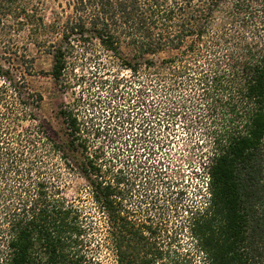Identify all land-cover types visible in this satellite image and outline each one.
<instances>
[{
  "label": "trees",
  "instance_id": "obj_1",
  "mask_svg": "<svg viewBox=\"0 0 264 264\" xmlns=\"http://www.w3.org/2000/svg\"><path fill=\"white\" fill-rule=\"evenodd\" d=\"M49 1L58 11L47 23L40 0H0V45L26 30L48 43L58 82L76 46H97L145 86L131 83L125 106L111 88L106 122L63 107L67 132L55 140L30 112L41 96L27 92L19 66L0 64V264H101L59 181L76 152L116 264H264V0ZM177 123L201 130L208 147L185 156L190 182L168 149ZM159 183L164 204L184 209L187 249L180 232L171 251L139 219L138 200Z\"/></svg>",
  "mask_w": 264,
  "mask_h": 264
},
{
  "label": "rangeland",
  "instance_id": "obj_2",
  "mask_svg": "<svg viewBox=\"0 0 264 264\" xmlns=\"http://www.w3.org/2000/svg\"><path fill=\"white\" fill-rule=\"evenodd\" d=\"M40 4L39 13L48 23V16L54 10L58 11L57 2L40 0ZM28 35L27 30L21 31L14 38L16 39L14 46L5 47L0 45V64L19 66L20 71L17 73V77L23 76L28 89L27 92L33 96H41L38 110L35 111L31 107L30 112H34L36 118L46 125L47 130L50 131L55 140L62 138L67 132L63 118L59 115V111L63 107L80 110L81 113L79 114L81 116L98 112V117H101L103 111L106 110L105 113L109 110L111 111V105H108L111 88H118L116 97L111 99V101L120 106H125L128 88L133 86V83L136 87H139V84H144L145 80H135L131 72L122 69L115 59L97 46H76L61 80L59 82L55 81L50 75L52 60L50 55H48V43L34 45L28 39ZM37 38L38 42H41L45 40L46 36L40 33ZM23 70H25L24 74L22 73ZM3 85L4 82L0 79V87ZM157 92L161 96H165L162 99L164 105L168 103V100L173 102L172 94L168 95L164 91ZM176 100H178L177 97ZM29 102L31 103V98H29ZM91 109L94 111H90ZM107 118L106 116L104 119L106 120ZM207 119V123L212 120L208 117ZM101 122L106 121L101 117ZM28 124H30L29 121H22V126H27ZM182 126L179 123L174 126L176 138L168 149L170 150V155H172V160L177 161L182 166L187 176L186 179L190 182L192 168H187L185 156L188 155L189 149L194 144L205 146L203 147L205 151L208 150V147L203 143L204 138L201 130L191 129L186 132ZM110 150L107 149V153L110 152L109 154H111L112 151ZM69 155L71 168H64L62 165L61 167L58 166L57 169L60 173L59 181L63 187L64 196L68 202L78 206L86 216V222L90 226L87 236L88 246L94 259H98L101 264H116L114 252L105 246L106 243L104 242L105 217L92 202L90 181L79 171L81 157L78 152H76V155L74 153H69ZM53 159L52 164H56L55 157ZM161 184L159 183V186L157 185V188H155L158 192L155 193L153 190V193L146 197L145 203L141 204L142 200H138V204L141 205L140 214L142 215L139 219L146 220L147 224L157 226L160 231V239L169 243L171 251L178 248L177 241L178 233L180 232L183 235L179 239L181 240L180 243L184 249H187L191 246L190 238L185 232L181 233L183 225H185L186 214L183 213L184 209L180 210L178 208L175 210L164 204L166 187L160 186Z\"/></svg>",
  "mask_w": 264,
  "mask_h": 264
}]
</instances>
